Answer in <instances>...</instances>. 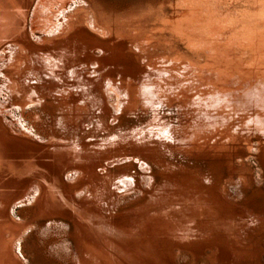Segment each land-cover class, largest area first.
Returning <instances> with one entry per match:
<instances>
[{
  "label": "bare ground",
  "instance_id": "bare-ground-1",
  "mask_svg": "<svg viewBox=\"0 0 264 264\" xmlns=\"http://www.w3.org/2000/svg\"><path fill=\"white\" fill-rule=\"evenodd\" d=\"M0 264H264V0H0Z\"/></svg>",
  "mask_w": 264,
  "mask_h": 264
}]
</instances>
